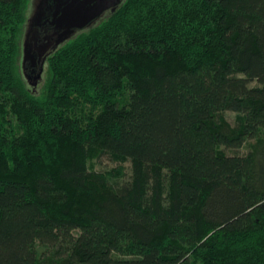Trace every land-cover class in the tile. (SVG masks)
<instances>
[{"label": "trees", "instance_id": "obj_1", "mask_svg": "<svg viewBox=\"0 0 264 264\" xmlns=\"http://www.w3.org/2000/svg\"><path fill=\"white\" fill-rule=\"evenodd\" d=\"M31 2L0 0V264H264V0H124L40 94Z\"/></svg>", "mask_w": 264, "mask_h": 264}, {"label": "flooded vegetation", "instance_id": "obj_2", "mask_svg": "<svg viewBox=\"0 0 264 264\" xmlns=\"http://www.w3.org/2000/svg\"><path fill=\"white\" fill-rule=\"evenodd\" d=\"M32 15L25 25L26 52L23 45L22 70L30 84L38 85L48 70L50 59L55 53L82 34L85 29H78L77 19L69 18L67 12L76 4H88L87 0H32ZM87 10L89 7H83ZM113 13L112 10L103 14ZM102 16V17H103ZM101 17V18H102ZM99 20V19H98Z\"/></svg>", "mask_w": 264, "mask_h": 264}, {"label": "rangeland", "instance_id": "obj_3", "mask_svg": "<svg viewBox=\"0 0 264 264\" xmlns=\"http://www.w3.org/2000/svg\"><path fill=\"white\" fill-rule=\"evenodd\" d=\"M32 4H30V7L28 9V13H27V19L28 17L30 16V14L32 15ZM110 14H107V15H104L102 18H100L98 21H96L95 24H93L92 26H90L86 31H84L83 33L85 32H88L90 29H92L93 27L99 25L100 23H102L105 19H107L110 15ZM25 34H26V29L23 30V33H22V37H21V58H20V61L18 63V68H19V73H20V76L22 77V79H24L25 81V84L27 85L28 89L34 93V94H40L42 91H43V88H44V85L46 83V80L48 78V75L47 73L45 74L44 76V79L38 83V85H34V84H30V82H28V80L24 77V74H23V70H22V63H23V45H24V38H25ZM80 35V34H79ZM79 35H76V37H78ZM75 37V38H76ZM74 38V39H75ZM252 86H256V84H252ZM225 118L234 126H238L241 121L243 120V115L242 114H236V113H226L225 114ZM249 150V144L246 145L242 150L238 151V153L242 154L244 152H247ZM118 167V164L116 162H113L111 159H109L108 157H105L103 158L100 162L97 163L96 167H95V170L98 171V172H107V171H111L115 168ZM124 168H125V178L123 179L122 182H125V181H129L132 177V166H131V163H126L124 165Z\"/></svg>", "mask_w": 264, "mask_h": 264}, {"label": "water", "instance_id": "obj_4", "mask_svg": "<svg viewBox=\"0 0 264 264\" xmlns=\"http://www.w3.org/2000/svg\"><path fill=\"white\" fill-rule=\"evenodd\" d=\"M124 0H87L88 4H76L68 10L67 14L71 19H77L79 22L76 24L78 29H85L90 27L100 19L103 14L107 11L112 10L113 13L121 6ZM88 5V9L85 10L83 7ZM28 32L24 38V52H26V38Z\"/></svg>", "mask_w": 264, "mask_h": 264}]
</instances>
